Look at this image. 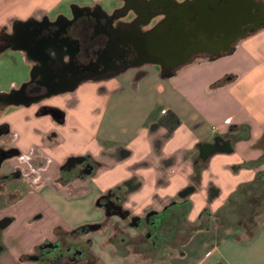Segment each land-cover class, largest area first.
<instances>
[{"label": "crops", "instance_id": "obj_1", "mask_svg": "<svg viewBox=\"0 0 264 264\" xmlns=\"http://www.w3.org/2000/svg\"><path fill=\"white\" fill-rule=\"evenodd\" d=\"M67 1L78 8L99 6L107 16L121 12L126 23L144 18L139 6L152 3L151 26L167 14L168 38L173 7L166 13L162 5L185 4L187 11L194 0H0V36L14 33L16 24L66 15L68 10L51 14ZM210 3L214 13L232 6V0L200 5ZM225 30L209 33L210 38L197 34L196 55L172 72L163 74L160 63L150 62L38 100L0 102L5 141L19 152L0 173L19 168L27 185L24 194H7L8 207L0 212L11 219L1 240L0 264H32L20 258L42 241L54 240V232L64 236L84 227L95 229L71 243L86 244L89 258L70 264H264V212L257 211L264 204V183H256L258 175L264 181V24ZM44 54L0 41V100L42 78L39 70L53 55ZM167 112L180 122L172 133L158 123ZM222 138L230 151L218 148L201 156V147ZM71 158L91 161L92 175L65 180L61 168ZM114 190L123 194L122 209L136 217L159 213L178 198L188 200V221L197 225L206 211L208 229L191 232L186 241L158 254L137 253L114 239L125 222L97 204ZM188 190L190 195H180ZM123 231L134 237L133 230Z\"/></svg>", "mask_w": 264, "mask_h": 264}, {"label": "flooded vegetation", "instance_id": "obj_2", "mask_svg": "<svg viewBox=\"0 0 264 264\" xmlns=\"http://www.w3.org/2000/svg\"><path fill=\"white\" fill-rule=\"evenodd\" d=\"M201 1L189 2L187 11L185 4L180 6H171L170 4L169 7L162 5V8L167 13V9L173 7V12L178 15L187 13V15L198 16L202 12L212 14L215 12L211 3L206 8L201 7ZM254 1L258 2L259 0ZM153 6L149 2L140 5L143 13L145 12L144 18L128 23L120 19L121 12L118 11L107 16L99 6H84L82 8L71 6V13L59 15L53 20L45 17L37 23L16 24L14 33L11 35L2 33L0 36L2 46L25 47L30 51L41 49L43 54L49 52L53 55L47 56L50 64L39 70L42 75L39 82L26 85L25 94L3 98L0 102L38 100L72 89L81 82L112 78L129 68H140L150 62L160 63L163 66L162 72L165 74L169 72V68L166 67L179 63L187 56L196 55L199 45L194 40H191L187 46H178L177 49L181 50L179 52L160 53L159 49L156 50L155 44L158 41L162 43V50L168 49V46L163 45L165 42L164 27L168 15L166 14L161 21L151 26V20L154 18L151 17ZM256 18V20L248 22L246 26L264 24V17L256 16ZM47 110L60 115L55 109ZM7 134V128L0 126V170L8 161L19 156V152L6 143ZM227 141V138L216 140L212 145L214 148L211 147L209 150L224 148ZM202 155L204 156L205 152L202 153L201 150ZM71 159H75V161L72 162L69 159L61 168V175L65 180L92 175L95 165L91 161L86 158ZM198 162L203 166L202 159H199ZM14 183L22 184L21 191H9L8 186ZM24 189H26V179L19 168H12L7 172L0 173V197L13 193L21 195L25 193ZM123 200V194L114 190L101 196L97 204L104 209L107 215H115L125 222V230L134 231V237H130L126 231H123L124 228H118L114 239L130 244L135 252L145 256L158 254L164 248H171L183 243L184 237L188 238L197 225L205 223L203 217L202 221L198 220L197 225L188 221L187 217L191 208V203L188 200L178 198V201L169 203L159 213L148 212L142 217L131 216L129 212L123 210ZM7 207V202H1L0 212H3ZM38 218L39 216H36L34 221H37ZM10 220L7 215H0V251L3 232ZM90 231L89 227H84L64 236H59L54 232V237H56L54 240L42 241L30 255H24L20 261L32 264H70L77 260L88 259V246L71 242ZM68 240L69 242H67ZM136 248L139 250L136 251Z\"/></svg>", "mask_w": 264, "mask_h": 264}, {"label": "water", "instance_id": "obj_3", "mask_svg": "<svg viewBox=\"0 0 264 264\" xmlns=\"http://www.w3.org/2000/svg\"><path fill=\"white\" fill-rule=\"evenodd\" d=\"M257 17H264V0H259L255 2L254 0H232V6L229 5L221 7L216 13L202 12L198 16H193L188 14L186 16H178L174 12H170V25L172 26L170 36L165 38L163 45L168 46L167 50L161 49V42L155 44L156 50L160 53L168 52H179L181 50L177 49L178 46H187L189 45L190 40H195L197 34H204L207 38H210L209 33L222 31L226 32L225 28H231L232 31H239L244 27L248 22L256 20ZM213 27H217L215 30ZM238 38V37H237ZM236 37L231 39V42H235ZM155 49V48H154ZM175 65H170L169 72L175 70ZM24 85L18 92H14L15 96H21L25 94ZM13 94V95H14ZM24 99V98H22ZM212 146L205 145L201 147L202 153L205 152V155L202 157L207 158L209 155L213 154L216 150L211 149ZM224 151H230L228 148H223ZM69 161H75V159H70ZM192 190L182 192L180 195L186 197L190 195ZM94 230L95 228H90Z\"/></svg>", "mask_w": 264, "mask_h": 264}, {"label": "trees", "instance_id": "obj_4", "mask_svg": "<svg viewBox=\"0 0 264 264\" xmlns=\"http://www.w3.org/2000/svg\"><path fill=\"white\" fill-rule=\"evenodd\" d=\"M158 123H159L160 126L164 127L168 131V133H172L180 124L179 119L172 112L165 113L163 115V117L160 118ZM262 161L264 162V154H263V157H262ZM197 171H199V170H196V174H197ZM261 179L262 178H260L259 175H258L256 177V183H258L260 185H263L264 181L261 180ZM261 193H264V192H261ZM231 202H232V196L228 200V204L229 203L232 204ZM205 215L206 216L208 215V213L206 211H204L202 213V215L200 216V219H201V217H203ZM218 215L219 214L217 213L216 216H218ZM245 215H246L247 219L251 217V213L244 214V216ZM203 229H208V227L206 225L199 224L192 230V232L197 231V230H203Z\"/></svg>", "mask_w": 264, "mask_h": 264}, {"label": "rangeland", "instance_id": "obj_5", "mask_svg": "<svg viewBox=\"0 0 264 264\" xmlns=\"http://www.w3.org/2000/svg\"><path fill=\"white\" fill-rule=\"evenodd\" d=\"M81 1H83V2H86L87 0H81ZM81 1L79 0V2L81 3ZM68 2H70V1H67L66 2V4H64L61 8H60V11H56V12H54V13H52L51 15H57V13H60V12H66L67 10V12L68 13H71V4L72 3H68ZM66 12V13H67ZM8 55V58H10L12 61L14 60V56L15 55H13V53H11V52H9V53H7ZM7 67V66H6ZM15 69H11V70H7L6 71V77H8L7 79H10L12 76H13V74H14V71ZM19 90V89H18ZM18 90H16V91H18ZM10 90H8V92H9ZM7 92V93H8ZM6 165V164H5ZM12 168H10L9 170H11ZM27 186V185H26ZM22 188V184H20V183H14L13 185H11V186H8V189H9V191L10 192H19V191H21L20 189ZM13 194H15V193H13ZM16 195H18V193H16ZM9 196L7 195V197L5 196V197H0V203L2 202V203H6L7 201H10V199L8 198ZM8 203V202H7ZM258 213L260 214L261 212H264V204H262L259 208H258ZM257 213V214H258ZM206 222V221H205ZM188 238L187 237H184V239L183 240H187ZM182 240V241H183ZM181 241V242H182ZM175 246V245H174ZM173 246V247H174ZM177 246V245H176ZM136 251H138L139 249L138 248H136L135 249Z\"/></svg>", "mask_w": 264, "mask_h": 264}]
</instances>
